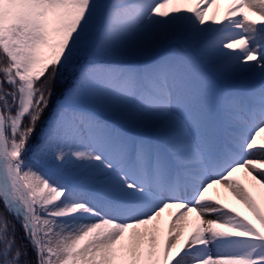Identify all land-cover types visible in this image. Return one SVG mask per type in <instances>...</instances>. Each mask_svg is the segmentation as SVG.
I'll list each match as a JSON object with an SVG mask.
<instances>
[{"label":"snow or ice","instance_id":"snow-or-ice-1","mask_svg":"<svg viewBox=\"0 0 264 264\" xmlns=\"http://www.w3.org/2000/svg\"><path fill=\"white\" fill-rule=\"evenodd\" d=\"M0 264H264V0H0Z\"/></svg>","mask_w":264,"mask_h":264},{"label":"bare ground","instance_id":"bare-ground-1","mask_svg":"<svg viewBox=\"0 0 264 264\" xmlns=\"http://www.w3.org/2000/svg\"><path fill=\"white\" fill-rule=\"evenodd\" d=\"M230 199V198H229ZM233 203V205L235 206V207H237V208H239V209H241V210H243L244 211V213L243 214H246L245 213V210L243 209V207L242 206H240V205H235V203L234 202H232Z\"/></svg>","mask_w":264,"mask_h":264},{"label":"trees","instance_id":"trees-1","mask_svg":"<svg viewBox=\"0 0 264 264\" xmlns=\"http://www.w3.org/2000/svg\"><path fill=\"white\" fill-rule=\"evenodd\" d=\"M37 133H39V127L37 128ZM17 231H18V233H19L20 235H22V232H21L20 229H19V225H17Z\"/></svg>","mask_w":264,"mask_h":264},{"label":"rangeland","instance_id":"rangeland-1","mask_svg":"<svg viewBox=\"0 0 264 264\" xmlns=\"http://www.w3.org/2000/svg\"><path fill=\"white\" fill-rule=\"evenodd\" d=\"M236 208H237V207H236ZM237 210L240 211L242 214L244 213V211L241 210V209H239V208H237Z\"/></svg>","mask_w":264,"mask_h":264}]
</instances>
